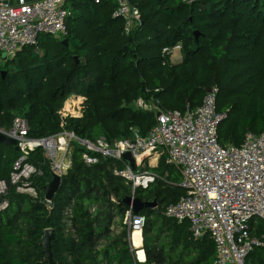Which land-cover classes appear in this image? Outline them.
Returning <instances> with one entry per match:
<instances>
[{
    "label": "trees",
    "instance_id": "obj_1",
    "mask_svg": "<svg viewBox=\"0 0 264 264\" xmlns=\"http://www.w3.org/2000/svg\"><path fill=\"white\" fill-rule=\"evenodd\" d=\"M128 2L141 12V23L129 32L113 16L118 0H70L66 35L42 33L37 44L0 56V128H11L21 116L31 136L55 134L62 129L59 110L66 98L83 94V116L67 124L78 136L110 142L132 138L136 130L147 136L156 123L154 107L193 110L206 88L216 86V108L226 116L218 128L222 145L240 146L247 132L264 130V0ZM177 46L182 56L174 62L169 49ZM139 100L152 109L138 106ZM84 150L74 144L72 166L48 202L45 187L53 173L43 150L29 159L43 170L33 177L39 195L32 196L10 180L19 151L0 142V180L8 183L7 194L0 195V204L8 200L0 210V264H48L41 244L47 228L55 232L54 264H214L210 234L195 238L189 220L166 214L186 194L180 169L166 154L150 167L159 177L133 192L131 182L115 173L125 160L87 164ZM131 194L158 202L140 211L143 262L125 223L130 207L121 201ZM251 224L254 235L263 232L262 219ZM246 264H264V246L250 251Z\"/></svg>",
    "mask_w": 264,
    "mask_h": 264
},
{
    "label": "built area",
    "instance_id": "obj_2",
    "mask_svg": "<svg viewBox=\"0 0 264 264\" xmlns=\"http://www.w3.org/2000/svg\"><path fill=\"white\" fill-rule=\"evenodd\" d=\"M69 1H0V55L15 56L23 47L37 44L42 33L66 35L72 15ZM118 1L113 16L121 18L129 32L141 23V12L128 0ZM211 88L202 104L193 110L163 111L154 107L156 123L147 136L136 130L132 138L115 142L104 136L82 138L67 128L70 118L84 114L86 97L83 94L66 98L59 110L62 129L52 135L31 136L29 121L17 116L11 128H0V132L16 140L20 153L13 164L11 183L20 193L38 196L33 177L43 170L29 160L32 153L42 149L52 173L63 177L72 166L77 142L85 148L83 160L87 164H95L101 158L125 160V167L115 169V173L131 182L134 192L137 187L147 188L159 177L150 167L156 166L166 154L167 162L179 167L180 185L186 190L179 201L166 208V214L179 222L189 220L195 238L210 234L216 246L214 264H246L250 251L264 246V230L254 235L251 224L253 219L264 221V130L259 134L247 132L240 146L222 145L218 128L226 116L216 108L218 88ZM136 104L152 109V105H145L141 100ZM127 151L135 158L134 166L123 157ZM7 192L8 183L0 180V195L5 196ZM7 206L8 200L4 199L0 210ZM67 217L69 222L71 210L67 211ZM125 223L131 236L136 230L142 232L145 217L133 214L130 208Z\"/></svg>",
    "mask_w": 264,
    "mask_h": 264
},
{
    "label": "water",
    "instance_id": "obj_3",
    "mask_svg": "<svg viewBox=\"0 0 264 264\" xmlns=\"http://www.w3.org/2000/svg\"><path fill=\"white\" fill-rule=\"evenodd\" d=\"M195 35L196 36L199 35L198 30L195 31ZM64 42L68 44L67 39H65ZM0 56L3 59L8 58L6 53H1ZM76 58L78 59V56H76ZM4 73H5V70H3V75ZM211 89H212L211 86L207 87L206 92L211 91ZM0 142L14 145L15 148L18 149V147L16 146V140L11 137L6 136L2 132H0ZM123 157L129 161L131 166L135 165V158L130 151L125 152ZM61 182H62V177L58 174H53V178L45 187L46 200L51 201L53 199L54 195L57 193V191L60 188ZM121 201L127 204L131 208L133 214L135 215L140 214V211L144 208L152 209V208H155L158 204L156 199L151 200V201L142 200L140 197L134 194L126 195ZM54 237H55V232L52 228H47L44 230V235H43L41 244L43 246V252L45 254V261L48 262V264H54V257H53V252H52V240L54 239ZM130 240H131V236H130Z\"/></svg>",
    "mask_w": 264,
    "mask_h": 264
},
{
    "label": "bare ground",
    "instance_id": "obj_4",
    "mask_svg": "<svg viewBox=\"0 0 264 264\" xmlns=\"http://www.w3.org/2000/svg\"><path fill=\"white\" fill-rule=\"evenodd\" d=\"M133 243L135 246H137V255L141 260H145V252L144 249L142 248V239H141V231L136 230L133 234Z\"/></svg>",
    "mask_w": 264,
    "mask_h": 264
},
{
    "label": "crops",
    "instance_id": "obj_5",
    "mask_svg": "<svg viewBox=\"0 0 264 264\" xmlns=\"http://www.w3.org/2000/svg\"><path fill=\"white\" fill-rule=\"evenodd\" d=\"M0 1H2V0H0ZM3 1H9V2H15L16 0H3ZM133 234L134 233H132V235H131V243H132V245L134 246V248H135V250H136V252H137V246H135L134 245V243H133ZM141 239H142V247H143V236H142V232H141ZM135 256H136V258L139 260V261H141V262H143V261H145V260H141L140 258H139V256L137 255V253H135ZM146 257V256H145Z\"/></svg>",
    "mask_w": 264,
    "mask_h": 264
},
{
    "label": "rangeland",
    "instance_id": "obj_6",
    "mask_svg": "<svg viewBox=\"0 0 264 264\" xmlns=\"http://www.w3.org/2000/svg\"><path fill=\"white\" fill-rule=\"evenodd\" d=\"M179 46L176 47V49H174V54H173V57H172V60L175 62V61H178L181 59V51L179 50L178 48Z\"/></svg>",
    "mask_w": 264,
    "mask_h": 264
}]
</instances>
